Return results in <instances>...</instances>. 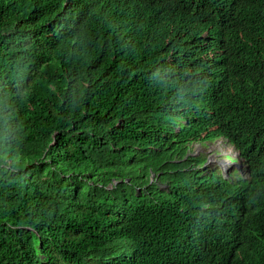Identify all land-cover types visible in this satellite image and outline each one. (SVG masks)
Segmentation results:
<instances>
[{"label": "trees", "instance_id": "trees-1", "mask_svg": "<svg viewBox=\"0 0 264 264\" xmlns=\"http://www.w3.org/2000/svg\"><path fill=\"white\" fill-rule=\"evenodd\" d=\"M0 264H264V0H0Z\"/></svg>", "mask_w": 264, "mask_h": 264}, {"label": "rangeland", "instance_id": "rangeland-1", "mask_svg": "<svg viewBox=\"0 0 264 264\" xmlns=\"http://www.w3.org/2000/svg\"><path fill=\"white\" fill-rule=\"evenodd\" d=\"M195 153L208 157L209 165L227 178L244 174V163L222 139L216 143L209 141L205 145L195 144Z\"/></svg>", "mask_w": 264, "mask_h": 264}, {"label": "clouds", "instance_id": "clouds-1", "mask_svg": "<svg viewBox=\"0 0 264 264\" xmlns=\"http://www.w3.org/2000/svg\"><path fill=\"white\" fill-rule=\"evenodd\" d=\"M194 154L193 155H195V156H198V155H201V154H198V153H195V150H194V152H193ZM237 154H238V156H239V153L237 152ZM203 156H205V155H203ZM206 157V156H205ZM207 158V164H206V166H210L209 165V161H208V157H206ZM240 158V157H239ZM211 167V166H210ZM212 168V167H211ZM213 169V168H212ZM216 170V169H215ZM217 171H219V170H217ZM220 172V171H219ZM221 173V172H220ZM225 176V175H224ZM227 178V177H226Z\"/></svg>", "mask_w": 264, "mask_h": 264}]
</instances>
